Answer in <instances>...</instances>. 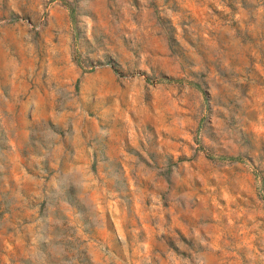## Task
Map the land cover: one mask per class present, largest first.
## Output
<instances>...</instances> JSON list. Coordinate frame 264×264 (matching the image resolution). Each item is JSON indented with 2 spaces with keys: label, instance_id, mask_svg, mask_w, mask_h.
Segmentation results:
<instances>
[{
  "label": "rangeland",
  "instance_id": "obj_1",
  "mask_svg": "<svg viewBox=\"0 0 264 264\" xmlns=\"http://www.w3.org/2000/svg\"><path fill=\"white\" fill-rule=\"evenodd\" d=\"M0 264H264V0H0Z\"/></svg>",
  "mask_w": 264,
  "mask_h": 264
}]
</instances>
